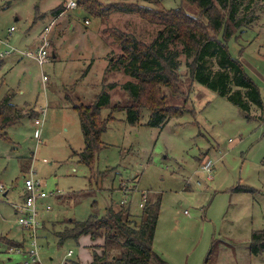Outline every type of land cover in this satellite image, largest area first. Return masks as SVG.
Here are the masks:
<instances>
[{
	"label": "rangeland",
	"instance_id": "obj_1",
	"mask_svg": "<svg viewBox=\"0 0 264 264\" xmlns=\"http://www.w3.org/2000/svg\"><path fill=\"white\" fill-rule=\"evenodd\" d=\"M98 1L102 8L113 2L123 6L102 18L83 7L64 9L55 19L53 11L64 6L63 0H0V38L35 49L48 32L50 52L43 65L21 53L0 58V105L12 95V102L27 114L14 125L0 127V183L5 186L0 192V264H31L4 242L23 240L14 204L23 200V178L30 167L46 182L47 192L65 194L62 201L49 197L50 211L41 209L45 220L39 227L37 264L93 259L88 243L68 239L60 244L55 232L68 220H85L95 210L104 215L110 207L118 209V202L128 203L139 220L144 194L160 203L153 247L169 264H264V252H250L252 233L264 229V111L252 107L253 118L248 119L228 96L194 81L188 66L193 58L181 52L179 82L163 91L168 104L184 113L163 126H151L152 111L144 107L138 121L130 123L125 110L112 107L128 104L124 86L139 80L111 66L123 52L115 36L125 33L151 43L161 25L128 4L169 10L185 3ZM257 12L252 26L235 32L228 45L264 98V3ZM207 65L212 73L218 70L215 59ZM103 91L111 102L100 111L106 128L89 164L80 158L85 138L76 107L93 105ZM37 117L44 120L39 138ZM210 159L211 179L203 169ZM238 187L252 190L236 191Z\"/></svg>",
	"mask_w": 264,
	"mask_h": 264
},
{
	"label": "trees",
	"instance_id": "obj_2",
	"mask_svg": "<svg viewBox=\"0 0 264 264\" xmlns=\"http://www.w3.org/2000/svg\"><path fill=\"white\" fill-rule=\"evenodd\" d=\"M183 1L185 4L169 10L128 4L131 8L136 7L148 21L160 24L161 28L151 43L125 33L116 34L115 41L123 52L111 66L123 70L139 82L129 81L125 84L124 89L129 93L130 101L121 108H118L117 103L112 110H125L129 122L135 123L139 119L140 109L148 107L152 111L148 121L151 126H163L172 117L181 116L184 111L168 104L163 87L172 88L179 82V56L183 52L193 58L188 66L194 81L228 96L248 119H252V107L264 111V98L258 85L248 76L241 60L232 55L228 41L235 32H243L252 26L258 19L256 10L264 0ZM158 3L160 1L155 0L154 5L157 6ZM79 5L90 15L99 18L123 6L113 2L102 8V3L98 0H79ZM64 9L65 6L59 4L53 12L59 15ZM179 45H182L181 51L177 49ZM209 59H215L218 67L213 73L211 68L208 70ZM110 102L111 95L103 91L93 105L76 107L85 138V148L80 153V158L86 163L94 161L99 149L100 136L106 128V121L101 119L100 111ZM5 111L7 114H4ZM24 116L27 114L12 102V95H6L2 99L0 127L14 125ZM112 116L111 113L109 119ZM127 187L130 191L131 186ZM251 190L236 188V191ZM118 204V209L110 207L104 215L95 210L85 220H68L65 227L55 232L59 243L89 236L93 241L89 245L93 251V259L86 264H169L153 247L160 203L147 200L139 220L133 218L128 203ZM4 242L10 248L26 249L28 246L26 238L22 241L6 238ZM250 252L253 255L264 252V229L252 233Z\"/></svg>",
	"mask_w": 264,
	"mask_h": 264
},
{
	"label": "built area",
	"instance_id": "obj_3",
	"mask_svg": "<svg viewBox=\"0 0 264 264\" xmlns=\"http://www.w3.org/2000/svg\"><path fill=\"white\" fill-rule=\"evenodd\" d=\"M65 9L67 10H76L80 8L79 0H63ZM89 22V20H86ZM51 26L47 27L46 30L49 31ZM14 26L9 29V32L12 33L14 30ZM48 33V32H47ZM47 33L44 36V41L41 46H39L35 50H25L18 48L14 45H11L5 38H0V58L5 56L12 55L13 53H21L28 57L35 58L41 65H43L50 55V52L47 49L49 45V41L47 40ZM43 119L41 117H37L34 120V124L36 126L35 136L37 138L40 137L42 132L41 128L43 125ZM214 162L210 159L204 165L203 169L208 174L211 179V173L213 170ZM23 188H24V197L23 200L17 204L16 206V215L17 221L21 228L25 231L26 240H27V248H14L11 247V252H18L25 256L26 262L31 264H37L40 262V248L41 244L39 242V227L41 225L40 219V202L41 200L47 199L50 196H58L61 193L60 190L47 192L45 190L46 186L42 179L35 177V172L31 169L29 173L23 178ZM5 190V186L0 183V192ZM148 200V196L143 195V200L140 202V207H144ZM47 210L51 209V205H46ZM72 252H68V256H71Z\"/></svg>",
	"mask_w": 264,
	"mask_h": 264
},
{
	"label": "crops",
	"instance_id": "obj_4",
	"mask_svg": "<svg viewBox=\"0 0 264 264\" xmlns=\"http://www.w3.org/2000/svg\"><path fill=\"white\" fill-rule=\"evenodd\" d=\"M64 15V13L62 12V13H60L59 15H56L54 18L56 19H60V17H62ZM88 20V19H87ZM9 34H12V33H10L9 32ZM43 37V36H42ZM7 40V39H6ZM8 41V40H7ZM42 43H43V41H42ZM41 43V44H42ZM41 44L39 45V46H41ZM16 46V45H15ZM16 47H18V46H16ZM0 48H2V47H0ZM18 48H20V47H18ZM38 48V47H37ZM37 48H35V49H37ZM22 49V48H21ZM35 49H25V50H35ZM1 50V49H0ZM14 54V53H13ZM55 56V55H54ZM26 57H28V56H26ZM44 182V184H45V186H46V182L45 181H43ZM74 192V191H73ZM22 193H23V197H24V188H22ZM5 194H7V192H5ZM65 194H60V195H58V196H56L57 198H58V200H61L62 201V198L61 197H63ZM49 198H47V199H44V200H41V202H40V214H41V209H42V207H43V209H44V212L46 213V212H48V211H50L51 209H52V207H51V209L50 210H47V208H46V205L48 204L47 203V200H48ZM123 201V200H122ZM141 202V201H140ZM18 204V203H17ZM17 204H14V208L16 209V206H17ZM140 205V204H139ZM15 213H16V210H15ZM40 219H41V216H40ZM45 219H41V221L43 222ZM20 226V225H19ZM20 228H21V226H20ZM21 231L23 232V235H22V239H25L26 238V234H25V231L21 228ZM79 240H82V242H83V244H86V243H88V245H90L91 243H93V241L90 239V237L89 236H83V237H81ZM99 243H102V241L101 240H99L98 241ZM159 255V254H158ZM67 256H68V253H67ZM90 255H88L86 258H88ZM160 256V255H159ZM70 257V256H69ZM91 260H92V258L90 259H85V260H80V261H77L76 263H78V262H80V263H89V262H91Z\"/></svg>",
	"mask_w": 264,
	"mask_h": 264
}]
</instances>
